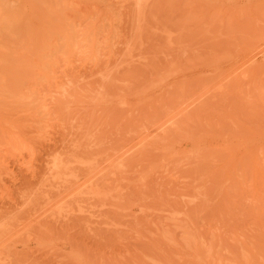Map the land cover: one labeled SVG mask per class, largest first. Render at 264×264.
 Masks as SVG:
<instances>
[{
  "label": "rangeland",
  "instance_id": "1",
  "mask_svg": "<svg viewBox=\"0 0 264 264\" xmlns=\"http://www.w3.org/2000/svg\"><path fill=\"white\" fill-rule=\"evenodd\" d=\"M0 264H264V0H0Z\"/></svg>",
  "mask_w": 264,
  "mask_h": 264
},
{
  "label": "bare ground",
  "instance_id": "2",
  "mask_svg": "<svg viewBox=\"0 0 264 264\" xmlns=\"http://www.w3.org/2000/svg\"><path fill=\"white\" fill-rule=\"evenodd\" d=\"M135 1V3L137 4V5H139V4H141L142 2H144V1H146V0H134ZM257 13V12H256ZM242 67H243V65H242ZM248 68V67H247ZM178 95V94H177ZM184 98V97H183ZM182 98V99H183ZM179 99H181V97L180 98H178V100ZM182 101V100H181ZM187 107H189V106H187ZM186 107V108H187ZM168 119V118H167ZM41 122V121H40ZM37 123H38V121H37ZM167 123V122H166ZM39 124V123H38ZM41 124V123H40ZM44 125H45V123H44ZM163 126V125H162ZM162 126H161V128H162ZM44 126H42L41 127V129L43 128ZM160 127L159 128H157V130H160L161 129ZM148 137V136H147ZM144 138V137H143ZM145 139V138H144ZM144 139H141V140H139V142H137L136 144H134L132 147H129L126 151H124L125 153L124 154H122L121 155V158H122V156H124L125 154H128L133 148H135V150H136V147L138 148V147H142V149L144 148L145 149V146H146V148H147V146H149V145H147V144H145V142H144ZM141 149V150H142ZM251 158V157H250ZM118 160V159H117ZM121 160V159H120ZM124 160V159H123ZM250 162H251V160H250ZM60 164H58L57 162L56 163H53V165H52V170L54 171V170H60L61 168V165L59 166ZM51 170V169H50ZM49 170V171H50ZM52 171V172H53ZM61 172V171H60ZM54 173V172H53ZM49 174H50V172H49ZM59 174V173H58ZM53 175V174H52ZM55 176V175H54ZM61 182V181H60ZM88 182H84L83 184H81L79 187H78V189L79 188H83L84 187V190H85V187H86V184H87ZM73 184V183H72ZM66 186H68V185H66ZM70 187H71V185H70ZM64 189V188H63ZM71 189V188H70ZM77 189V190H78ZM81 190V189H80ZM67 191H68V189H67ZM93 191V189L91 190V192H90V190L88 191V193H89V196H90V194L91 193H93L92 192ZM87 193V194H88ZM64 196V195H63ZM89 198V197H88ZM60 200V199H59ZM56 205V204H55ZM56 208V207H55ZM63 209V208H62ZM54 211V210H53ZM80 212V211H79ZM65 213V212H64ZM88 213V212H87ZM48 214V213H47ZM46 215V214H45ZM67 215V214H66ZM88 215V214H87ZM91 215V214H90ZM63 217V216H62Z\"/></svg>",
  "mask_w": 264,
  "mask_h": 264
}]
</instances>
